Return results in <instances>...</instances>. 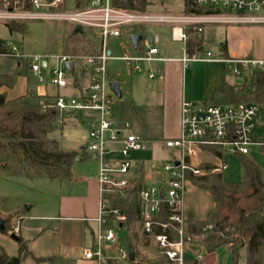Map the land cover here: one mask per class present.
Returning a JSON list of instances; mask_svg holds the SVG:
<instances>
[{"label":"rangeland","instance_id":"obj_1","mask_svg":"<svg viewBox=\"0 0 264 264\" xmlns=\"http://www.w3.org/2000/svg\"><path fill=\"white\" fill-rule=\"evenodd\" d=\"M74 1L66 0V9H72ZM181 10L182 0H169L163 5L156 2L143 16H160L177 23L183 19ZM80 22L83 24V21ZM24 23L27 25L24 35L15 32L10 34L7 27L0 23V39L16 43L24 55H45L48 64L39 74H35L30 70V58L1 57L0 73H17L20 79L14 89L7 90V97H17L19 95L17 93H20L24 87L34 96L39 88H44L48 94L53 95L55 91L50 83L51 71L63 66L58 60L61 55L60 41L63 34L68 32L74 24L54 20H34ZM81 23L77 24L82 26ZM90 23L96 24L93 21ZM141 26L143 40L155 34L159 36V42L156 44L159 58L178 59L187 56L183 42L171 40L168 22H141L122 26L118 37H110L107 40V49L115 59L106 62L108 72L106 93L110 95L111 102L108 104L109 114L105 119L110 122L113 129L120 132V137L131 134L145 144L144 150L129 152L128 157L131 160L129 176L138 177L140 164L143 163L145 174L143 186L151 187L156 185L150 177L151 173L156 174V170L168 161L164 139L172 136L175 130L179 129L180 121V112H176L174 108L163 103L157 106L164 96V83H159L158 77L176 83L182 92L197 94L200 100H211L213 92L225 83L241 84L244 78L242 73L234 72V64L226 62L229 59L223 55L221 46L225 44L231 58L262 60L264 59L262 40L264 29L257 24L204 22L202 24L203 54L199 57L209 52L214 58L224 60L223 62L192 60L182 68L177 62L144 63L141 72H130L127 66L116 58L127 52H133L129 44V33ZM83 28L88 35L97 32L94 27ZM72 64L73 71L67 73V78L74 84L77 81L81 86L87 85L82 58H74ZM157 66L160 71H157ZM149 68L152 69L154 79L148 78ZM110 81L118 82L121 91L120 99L116 98L109 89ZM63 93L68 97L79 96L77 90H72L70 87ZM35 100L40 101L37 97ZM82 115L88 119L87 125L81 120ZM99 119L100 113L94 109H76L72 117L66 115L62 123L55 125L51 137L59 140L62 149L87 152L82 147L89 143L90 124L94 123L92 126L96 127ZM253 123L252 134L256 143L249 147L247 157L260 167L264 176V111L261 108ZM105 147L106 151L117 150L120 144L108 143ZM92 155L87 152L86 158L80 161L75 160L71 167L70 180L8 178L0 173V217L7 221L9 227L6 234L0 231V254L4 252L9 257L17 255L19 245L11 237V234H15L25 242L29 252L21 264H36L35 259L38 257L50 258V262L44 261L41 264H85L88 261L83 255L90 244L91 230L96 228V221L89 220V227H84L81 220L74 218V215L84 202L85 206L93 207V202L91 203L89 198V189L100 162L98 159H92ZM119 158L117 156L112 159L108 155L105 156V160L108 159L114 163ZM197 160L213 161L218 166L222 163L226 164V168L221 172L227 181H240L243 176L237 156L225 155L223 161H220L206 152H198ZM211 205L213 202L207 193L190 184L186 186L185 206L187 208L203 215ZM118 235L119 247H126L125 232L120 231ZM155 249L153 242L149 241V244L139 248V251L141 256L152 260L158 256L154 252ZM106 253L115 259V264H127L120 258L116 248L109 247ZM183 261H197V264H230V259L226 256V247L222 246L213 253H207L201 243L185 246ZM261 261L264 264V249ZM237 264H245L244 248L239 250Z\"/></svg>","mask_w":264,"mask_h":264},{"label":"built area","instance_id":"obj_2","mask_svg":"<svg viewBox=\"0 0 264 264\" xmlns=\"http://www.w3.org/2000/svg\"><path fill=\"white\" fill-rule=\"evenodd\" d=\"M196 6H206L225 10V15L207 17H183L184 24L202 25L204 22H236L243 24H257L264 29V0H188ZM54 20L73 23L87 28L94 27L100 38L99 53L82 56L83 71L89 77L87 86L81 88L78 97H68L62 93L55 96L53 105L61 114L73 112L76 109L90 108L100 113L97 126L90 125L88 134L89 143L85 146L87 152L97 156L100 162L96 181L98 184V213L95 218L96 228L93 232L92 247L84 251V259L94 264H108L113 260L106 253L107 248L117 249L120 258L127 260L129 252L125 247H119V235L116 230L107 226L106 215H112L118 221H124L125 216L117 209L109 208L108 194L124 196L133 178L129 176L131 160L128 155L131 151L144 148L141 139L131 134L120 137V132L111 127L105 117L109 114L108 104L110 95L106 93L107 68L106 62L112 57L108 54L107 40L118 37L122 26L141 22H168L171 20L160 17L136 15L112 7V0H86L82 9L77 8L74 1L72 9H66V0H0V23L4 25L11 21ZM96 22L91 24L90 22ZM79 23V24H77ZM183 24V25H184ZM81 26V27H82ZM200 33L201 26L197 28ZM172 40L183 42L185 33L183 26L172 27ZM4 51L0 58L31 59L30 70L35 74L46 68L47 57L43 54L24 55L16 43L4 42ZM80 58V57H78ZM74 58L69 55H60L58 60L62 67L53 69L50 83L62 91L72 84L67 78V62ZM130 72H141L144 63H159L168 59L158 57V49L146 41L141 49L134 54L125 53L119 58ZM192 60L219 61L209 52L202 57H182L179 61L183 67ZM235 65L236 74H250L254 70L264 72V59H235L227 60ZM45 63V67H43ZM251 69V70H250ZM250 72L248 73V71ZM148 77L153 79L152 69L148 70ZM113 94V93H112ZM259 107L254 103H239L236 105H206L203 102L182 101L180 105L179 133L175 138L166 139L164 147L170 151V159L156 170V185L142 186L138 191L139 217L141 230L151 236L159 256L175 264H183L185 246L201 243L212 225H206L200 232L193 234L188 230V219L185 214V192L189 183L188 176H203L208 170L196 163L197 153L204 152L202 146H217L222 148L225 155H247L249 147L256 143L252 134L253 120ZM59 116L57 123H62ZM119 143L117 150L106 151V144ZM108 155L117 162L105 160ZM223 157V158H224ZM223 158L221 161H223ZM106 162V164H105ZM226 164L213 171H221ZM165 211L166 220L161 219ZM158 229V232H156Z\"/></svg>","mask_w":264,"mask_h":264},{"label":"trees","instance_id":"obj_3","mask_svg":"<svg viewBox=\"0 0 264 264\" xmlns=\"http://www.w3.org/2000/svg\"><path fill=\"white\" fill-rule=\"evenodd\" d=\"M77 8L82 9L86 0H76ZM169 0H112V7L136 15L145 14L156 2L163 5ZM183 17H207L225 15L227 11L206 6H196L188 0H182ZM8 32L24 35L27 25L24 22L11 21L5 24ZM199 24H184V52L188 58H196L203 54L202 34L197 31ZM75 27L64 33L60 41L61 55L78 58L99 53L100 38L98 32L92 35L75 31ZM140 28V30H139ZM139 30V32H138ZM143 27H136L131 35L142 36ZM143 37L135 50L141 49ZM4 40L0 39V53L4 51ZM222 50L226 46L223 44ZM13 59V58H11ZM241 84H227L215 90L211 100L204 101L206 105H236L239 103H254L264 111V72L254 70L243 74ZM19 74L0 73V173L5 177L45 178L60 181L72 178L71 167L78 153L60 147V142L51 133L61 115L54 107L52 100L36 101L34 95L26 92L16 97L8 98L6 91L13 88ZM65 117L66 115H61ZM202 150L218 160L224 153L217 146H202ZM243 170L240 181H227L216 163L200 164L208 172L203 176H188L191 186L207 193L213 205L206 210L202 220L188 219V230L193 234L200 232L206 225H212L202 240L201 245L207 253H213L219 247H226V256L230 264H237L239 250H245V264H262L264 249V176L260 167L247 155H237ZM143 186V178L133 179L124 196L108 194L110 209H117L125 216L124 221L106 215L107 226L117 232H125L128 252L131 250L134 260L127 264H175L159 256L149 260L141 256L139 248L147 246L153 238L143 233L139 217L138 191ZM161 219L166 220L165 211ZM4 231H9L8 223L3 219ZM158 232V229H156ZM19 245L16 256L9 257L4 252L0 254V264H21L29 254L25 242L19 235ZM154 244V242H153ZM44 258H36V264L44 262ZM108 264L115 261L108 260ZM183 264H197V261H186Z\"/></svg>","mask_w":264,"mask_h":264},{"label":"crops","instance_id":"obj_4","mask_svg":"<svg viewBox=\"0 0 264 264\" xmlns=\"http://www.w3.org/2000/svg\"><path fill=\"white\" fill-rule=\"evenodd\" d=\"M184 21H185V19L183 18L182 19V21H180V22H177V23H169L170 24V36H171V40H172V34H171V32H172V27H175V26H183V24H184ZM201 28H202V31H201V34H202V38H203V26L201 25ZM130 34V36H131V33H129ZM147 38H152V39H154L155 40V42H153L152 43V45L153 46H155L156 48H157V46H156V44H158V42H159V36L157 35V34H155L154 36H149V37H147ZM147 38L143 41V43H142V45L140 44L139 46L140 47H142L143 45H144V42L146 41L147 42ZM263 45H264V34H263ZM173 42H176V41H174V40H172ZM129 44H130V47L132 48V50H133V52L132 53H129V52H127L128 54H134L135 52H136V50L132 47V45H131V42H130V39H129ZM158 49V48H157ZM109 51V50H108ZM158 52H159V50H158ZM223 55L225 56V58H228L229 60H235L233 57V59L228 55V52L226 51V48H225V50H223ZM165 59H168L167 61H164V62H159V63H165V62H177V63H179L180 64V68H182L183 66H182V63L179 61V59H181V58H178V59H170V58H165ZM236 59H238V58H236ZM157 71H160L159 70V68H158V66H157ZM72 71H73V64H72ZM84 72V71H83ZM86 74V73H85ZM107 74H108V72H107ZM86 76V79H87V81L89 82V77L87 76V74L85 75ZM149 78V77H148ZM150 79V78H149ZM154 79V78H153ZM19 78H18V80H17V83H16V85L13 87V88H11V89H14L17 85H18V82H19ZM158 82L159 83H164V96H162V101H160L159 103H158V105L157 106H161L160 104H166L168 107H171V108H174L175 110H176V112H180V105H181V102L182 101H184V100H186V101H195V102H204L203 100H200L199 98V96L197 95V94H191V93H189V94H187V92H185V91H180L179 89H178V85L176 86V83H174V82H171L170 80H168V81H166L165 80V78H162V77H158ZM72 82V84L70 85V86H68V87H70V88H72V90H77V94H79V92H80V90H81V88H83V87H85V86H87V85H80L79 84V82H75V84H74V82L73 81H71ZM166 82V83H165ZM52 85V84H51ZM53 86V85H52ZM54 87V86H53ZM67 87V88H68ZM66 88V89H67ZM11 89H8V90H11ZM66 89H64V90H66ZM64 90H62V91H58L55 87H54V94L52 95H50V94H48L46 91H45V89L44 88H39V91H38V93L36 94V97L38 98V100H40V101H42V100H54V98H55V96L56 95H58L59 93H62V94H64L63 92H64ZM5 91V89L4 88H0V93H2V92H4ZM26 92H28V93H31V92H29V91H27V89L24 87L22 90H21V92L19 93H17V94H19V95H17V97H19V96H21V95H23V94H25ZM6 93H7V91H6ZM214 93V92H213ZM32 94V93H31ZM65 95V94H64ZM70 97H72L71 95H70ZM16 98V97H15ZM189 98H193V99H189ZM42 99V100H41ZM205 101H207V100H205ZM164 106V105H163ZM68 117H72L73 116V112H72V114H69V115H67ZM80 118H81V120L87 125V121H88V119L85 117V115H82V116H80ZM178 126H179V122H178ZM178 133H179V129L177 128V130H175V132L172 134V136H169V137H167V138H165L164 139V141L166 140V139H170V138H175L176 136H178ZM143 146H144V148L142 149V150H144L145 148H146V146H145V144H143ZM82 149H85V146H83L82 147ZM66 150V149H65ZM165 150H166V155H167V158H168V160L170 159V155H171V153H170V151L169 150H167L166 148H165ZM71 151H73V150H71ZM75 152H77L78 153V157H77V161H80L81 159H83V158H86L87 157V152H84V153H82V152H78V151H75ZM92 159H93V155H92ZM97 159V158H96ZM196 163L197 164H201V163H204V164H207V163H215V162H213V161H209V160H196ZM144 167H143V163H141L140 164V167H139V175H138V177H133V179H138V178H143V181H144V179H145V174H144ZM151 171H152V169H151ZM97 173H98V171H96V173L94 174V176H93V181L91 182V186H90V189H89V198H90V200H91V203L93 202V207L91 206V207H87V206H85V202H84V204H82V207H80L79 208V211L77 212V214L76 215H74L75 217L74 218H78V219H80L81 220V222H82V224H83V226L85 227H89V220H94L96 217H97V213H98V184H97V181H96V176H97ZM155 182H157L156 181V174H155V172H152L151 173V176H150ZM132 178V177H131ZM226 180V179H225ZM84 201H86V200H84ZM185 214H186V216H187V218H192L193 220H202L204 217H205V214H206V211H205V213L203 214V215H200V214H198V213H196L195 211H193V210H190L189 208H187L186 206H185ZM93 232H94V230L92 229L91 230V239H90V244H89V246H88V248L86 249V250H88V249H90L91 247H92V244H93ZM38 258H44L45 259V261H48V262H50V258H45V257H38ZM87 261V260H86ZM50 264V263H49ZM84 264V263H83ZM85 264H89V260L85 263ZM90 264H94V262H92V261H90Z\"/></svg>","mask_w":264,"mask_h":264},{"label":"water","instance_id":"obj_5","mask_svg":"<svg viewBox=\"0 0 264 264\" xmlns=\"http://www.w3.org/2000/svg\"><path fill=\"white\" fill-rule=\"evenodd\" d=\"M75 31L81 32L82 31V28L79 25H77L75 27ZM129 39H130V42H131L132 47L135 49L137 47L138 42L142 39V36L135 34V35H131ZM153 42H155L154 39L147 38V43L148 44H152ZM109 53L110 52L108 51V54ZM43 67H45V63H43ZM65 67L68 69L69 72H72V62H67L65 64ZM108 86H109V89L111 90V92L113 93V95L116 98L120 99L121 98V91L119 89L118 82H116V81H110L109 84H108ZM69 114H72V112L71 111L66 112V115H69ZM96 158H97V156L96 155H93V159H96ZM76 161H77V158H76ZM4 229H5L4 222H3V219L0 217V231L2 232V231H4ZM11 237L13 239L17 240V236L15 234H11ZM129 260L130 261H133L134 260V255H133V252L131 250L129 251Z\"/></svg>","mask_w":264,"mask_h":264}]
</instances>
